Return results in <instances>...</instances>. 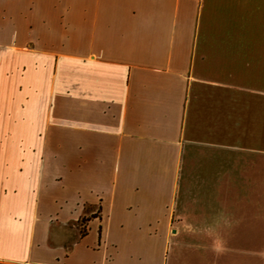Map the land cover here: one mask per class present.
I'll return each instance as SVG.
<instances>
[{"label": "crops", "instance_id": "crops-1", "mask_svg": "<svg viewBox=\"0 0 264 264\" xmlns=\"http://www.w3.org/2000/svg\"><path fill=\"white\" fill-rule=\"evenodd\" d=\"M0 264H264V0H0Z\"/></svg>", "mask_w": 264, "mask_h": 264}]
</instances>
